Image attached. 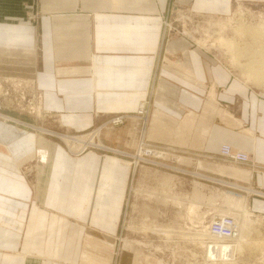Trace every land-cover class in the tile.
Returning <instances> with one entry per match:
<instances>
[{
	"label": "crops",
	"instance_id": "0c3cea01",
	"mask_svg": "<svg viewBox=\"0 0 264 264\" xmlns=\"http://www.w3.org/2000/svg\"><path fill=\"white\" fill-rule=\"evenodd\" d=\"M239 2L264 0H0V55H30L17 61L36 80L44 108L76 132L125 114L120 143L136 147V115L147 97L169 122L198 114L204 148L190 154L217 161L223 143L250 153L252 164L240 166L251 183L231 178L257 191L249 206L264 214V93L188 35L170 37L168 29L175 15H228ZM3 155L0 264H79L87 232H112L132 164L92 151L76 157L58 147L45 193L36 200L32 185Z\"/></svg>",
	"mask_w": 264,
	"mask_h": 264
},
{
	"label": "rangeland",
	"instance_id": "374dc122",
	"mask_svg": "<svg viewBox=\"0 0 264 264\" xmlns=\"http://www.w3.org/2000/svg\"><path fill=\"white\" fill-rule=\"evenodd\" d=\"M238 4V7H235L234 11L228 15H202V17L183 14L180 17L179 14L178 16L175 15L176 23L170 29L172 33L169 36L186 33L190 39L194 40L195 47L198 46L203 49L208 55L215 57L214 61L218 64L222 63L230 68L240 80L264 93V83L260 80L253 81L250 76H246V73L244 75L242 68L236 64L237 61L233 60L232 55H235L236 52L234 54L230 49L219 48L221 34L205 36L207 34L204 31L205 23L209 24L219 19L226 22L230 19L232 22L233 19L232 25H237L235 21L238 23L239 21L240 23L247 21L246 24L260 22L259 24L264 25V3L249 2L247 5H241L239 2ZM186 19L189 20L184 24L183 21ZM203 33L204 36H202ZM226 33L228 36L236 37L235 40H237L240 47H244L246 42L247 46L245 44L243 49L253 45L249 44L250 37L246 38L244 36L247 40L243 37L240 39L239 35L232 29H228ZM209 41L215 44L211 46ZM254 45L253 48L256 47ZM240 47L236 50L238 52L236 55H240V53L242 55L253 54L252 48L249 47L250 49L248 48L249 50L245 51ZM239 50L244 52H239ZM27 57H30V55H0V152L5 154L3 155L5 159H9L15 165L14 173L19 174L23 181L25 180L30 186L32 185L33 198L37 200L45 193L49 170L58 147L66 148L76 157H81L90 151L100 156L114 155L122 157L120 161H128L127 164H132L134 169L127 188L124 208L123 211L121 210V217L119 216L117 220H114L112 232L103 237L102 231L94 228L95 232L100 233L98 235L97 233L87 232L84 248L85 243H92V249L90 250L92 254L108 256L111 258V262L113 259L112 264H264V258L261 256V254L264 255V247H256L255 242L251 241L260 239L264 242V214L254 213L249 206V196L252 190L257 191L251 187L238 184L231 178L248 183L249 179L243 172L247 168L225 161L223 158L216 161L190 154L196 151L193 149L204 148H194L191 145V138L194 137L195 133L201 135L198 125L196 131L188 138L187 134L182 132V123L187 116L172 123L167 121L165 116L156 113V109L152 111L153 108L149 106L146 114L136 115L139 119L138 124L141 127V134L137 146L135 145L136 147H131L129 144L125 145L124 141L120 143V124L112 122L115 117L125 114L100 118L92 130L84 133L76 132L63 125L58 113L50 112L44 108L43 94L38 90L36 80L32 74H28L29 70L27 68L24 70V63L17 61L27 60ZM11 59H16V61L12 62ZM238 60L240 63L247 61L245 57H240ZM24 73L26 74L24 75ZM28 87L29 90H27ZM38 106H41V113L37 112ZM156 119H160V123L165 125L164 127H168L170 134L168 140H171L169 143L171 142L174 146L171 143V146H168L167 141L166 147H168V150L173 148L170 152L174 155H165L163 150L160 151L165 143H157L154 138L149 136L150 132L154 131L155 126L156 129L159 128L155 124ZM197 121L199 123V119ZM123 124L121 123V125ZM82 134L88 137L94 136L96 142L103 144L106 148H96L94 145H89L78 150L73 149L75 145L73 138ZM61 135H69L72 138L67 143ZM140 146H142L141 151ZM43 148L48 151L45 155L41 152ZM139 153L142 154L141 157L138 156ZM205 159L209 161L208 165L201 163ZM156 172L174 175L171 185L164 187L159 182ZM19 176L15 177L19 178ZM197 183L207 197L200 199L201 201L195 200L192 196ZM238 190L241 193H236ZM214 192L221 193L222 197H219L218 200L210 199L211 202L208 200V196ZM161 194H165L163 196H166L167 203L163 201L164 198ZM178 197L181 199L184 197L182 202L176 203ZM229 200L235 202L237 200V203L246 205L244 206L247 209L246 211L250 210L253 213L252 216L249 217L245 213L231 210L230 206L228 207ZM189 205H194L198 209L191 210ZM194 211L196 212L194 213ZM179 212H182L184 217L179 215ZM227 216L234 221V228H237L236 235L231 237L212 235L211 237L206 233L210 230V225L215 218ZM205 228L207 229L203 230ZM245 236L248 239H244ZM215 237L217 238L215 244L219 245L221 252L232 248L231 244H233V247L237 245L239 250L233 256L219 260L214 259L213 262L209 258L210 254L205 252H207L206 250L211 242L214 241L211 238ZM246 240H249V242ZM124 241L131 243L128 247L123 246ZM233 257L234 261L232 260ZM208 258L209 260H207ZM222 260H226V263ZM83 263L81 257L79 264Z\"/></svg>",
	"mask_w": 264,
	"mask_h": 264
},
{
	"label": "bare ground",
	"instance_id": "6f19581e",
	"mask_svg": "<svg viewBox=\"0 0 264 264\" xmlns=\"http://www.w3.org/2000/svg\"><path fill=\"white\" fill-rule=\"evenodd\" d=\"M241 17V16H240ZM244 17V16H243ZM242 19V18H241ZM231 20V19H230ZM228 20L227 22L224 21V20H221L219 19L218 21H213L209 24H206L205 23V28H204V31L207 32V34H205V36H208V35H214V34H218L220 35L221 34V40H220V47L219 48H227V49H230L231 51L236 52V54H238V52L236 51L240 46H239V43L237 42V40H235L236 37L234 36H228V34L226 33V31L229 29V30H234V32L239 35L240 39L243 38H248L250 37V42L249 44H255L254 46H256L255 48H253V45L252 47L248 46V48H252V51H253V54L252 55H242V53H240V55H232L233 56V60L237 61L236 64L238 66H240L243 70V73L245 75L246 73V76L247 77H251L253 79V81H262V83H264V25L262 24H259V23H255V24H246V22L244 21V23H239L235 21V23L237 25H232V22H233V19H232V22ZM240 20V18H239ZM264 21V20H263ZM242 22H243V19H242ZM202 26V25H201ZM234 26V27H233ZM202 29V28H201ZM203 31V30H202ZM200 32V30H199ZM232 32V31H231ZM226 33V34H225ZM186 34V33H185ZM187 35V34H186ZM247 35V36H246ZM202 36H204V33L202 34ZM245 36V37H244ZM245 38V39H246ZM202 39V38H201ZM211 39V38H209ZM193 40V39H192ZM213 40V38H212ZM210 40V41H212ZM247 40V39H246ZM194 41V40H193ZM209 41V42H210ZM242 41V40H241ZM196 42V41H195ZM215 42V41H214ZM243 43V42H241ZM212 44H215L213 42H210L209 45L212 46ZM245 44L246 42L244 43V47H245ZM247 46V44H246ZM242 47V46H241ZM240 49H243L244 47H242ZM248 48L246 49H243V50H249ZM228 50V51H230ZM241 50V51H243ZM239 50V52H241ZM244 52V51H243ZM246 53V52H245ZM250 54V53H249ZM240 57H245L246 58V62H243V63H240V61L238 60ZM241 60V59H240ZM235 63V62H234ZM240 70V69H239ZM1 89V87H0ZM37 112L41 113V106H38L37 107ZM41 115V114H40ZM196 119V120H195ZM197 119H199V115L196 114V113H188L185 121L182 123L183 124V129H182V132L184 134H187L188 138H190L189 136H192L193 132L196 131V128H197V125H198V121ZM160 119H156L155 120V124H157V126H159V128H155L154 127V131L153 132H150L149 136L154 138L156 140V142L158 143H165L161 149L163 150V152L165 153V155L169 156V155H174V154H171L172 152V149L170 148L168 150V147H166V142L168 141V146H171V144L169 143V141L171 140H168L169 139V130H168V127H164L165 125H163L162 123H160ZM163 122V121H162ZM165 123V122H164ZM163 126V127H162ZM162 128V129H161ZM38 130V129H37ZM43 130V129H42ZM45 130V129H44ZM40 131V129H39ZM61 137L64 139V141H67V143L71 140L72 137H70L69 135H61ZM95 137L94 136H85V135H80V136H76L74 137L72 140L74 141L75 145L73 146V149H80V148H83V147H86V146H92L94 145L96 148H106V146H104L103 144L101 143H97L96 142V139H94ZM191 145L194 147V148H197V147H201L204 146V141H203V138L202 136L199 134V133H195L194 137L191 138ZM203 141V142H202ZM203 143V145H202ZM141 144H143V142H141ZM224 144V143H223ZM229 144V143H228ZM155 145V144H154ZM173 145V144H172ZM231 145V144H230ZM69 146V145H68ZM160 146V145H159ZM174 146V145H173ZM232 146V145H231ZM141 147L140 146V151H141ZM151 147V146H150ZM70 148V147H69ZM152 148V147H151ZM158 148V147H156ZM234 149H237L239 150V148L237 147H234ZM71 149V148H70ZM158 149V150H159ZM75 150V151H76ZM241 150V149H240ZM171 151V152H170ZM42 154H46L48 153V151L43 148L42 149ZM72 152V151H71ZM175 152V151H174ZM143 153V151H142ZM162 153V152H160ZM141 153L138 154V156L141 157ZM144 155H149V154H144ZM162 157V156H161ZM44 158V157H43ZM139 158V157H138ZM221 158H223L221 156ZM46 160V159H45ZM225 160V159H224ZM123 163H125L126 165H129L127 163H129L128 161H123ZM203 165H208L209 161H207V159H205L204 161L201 162ZM232 163V162H230ZM236 164V163H234ZM239 165V164H237ZM231 171V170H230ZM158 172H156V175L158 176V180L161 184H163L164 187H169L173 181V176L172 174H169V173H161V174H157ZM156 177V176H155ZM170 190V189H169ZM159 192V191H158ZM157 193V192H156ZM167 194V193H166ZM162 195V194H161ZM165 195V194H163ZM162 195V196H163ZM183 195V194H182ZM181 195V196H182ZM192 196L195 198V200H200L202 198H205L206 197V194H204V192L201 190V186L198 185V183L196 184V187L194 188V193L192 194ZM168 197V196H167ZM219 197H222V194L221 193H212L211 195L208 196V200L211 201L210 199H216L218 200ZM163 201L167 203V198L166 196H163ZM187 198V196H186ZM185 198V199H186ZM192 198V197H191ZM192 198V199H194ZM207 198V197H206ZM184 199V197L182 198ZM182 199L180 197H178L176 199V203L177 202H182ZM205 200V199H203ZM194 201V200H193ZM201 201V200H200ZM198 202V201H197ZM212 202V201H211ZM208 203V202H207ZM230 206L231 210H234V212H239V213H245L246 216H252L253 213L249 211H246V205H243V203H237V200L236 202L233 201V200H229L228 202V207ZM189 207L191 208V210L193 209H198V207L194 206V205H189ZM229 208V209H230ZM190 210V209H189ZM228 210V209H227ZM196 211H194L195 213ZM190 213V212H189ZM193 213V212H192ZM179 215H182L184 217V214L182 212H179L178 213ZM190 215V214H189ZM239 217V216H238ZM181 218V217H180ZM248 218V217H247ZM174 222V221H173ZM207 228L203 229V230H206ZM235 229V235L237 234V228H234ZM239 229H240V226H239ZM241 231V230H240ZM206 233H208L211 237L212 235H214L211 230L209 231H206ZM241 233V232H240ZM243 235V234H241ZM209 236V237H210ZM246 237V236H245ZM210 239V238H209ZM242 239V238H241ZM244 239H248L247 237L244 238ZM211 240H214L213 242H211V245L209 246V248L206 250L207 252H205L206 254L209 253V258L210 260H212L214 262V259H223V258H227V257H230V256H233V254L239 250V248L237 247V245H235V247H233V244H231L230 246H232V248H229L227 250H225L224 252H221L220 251V248H219V245H216L215 243H217V238H211ZM247 241V240H246ZM253 242H255V245L256 247H264V242H262V240L260 241V239H256V240H251ZM264 241V240H263ZM244 242V241H243ZM249 242V240L247 241ZM131 242L129 241H124L123 243V246H129ZM137 243V242H136ZM240 243V242H239ZM246 243V242H245ZM262 243V244H261ZM85 250H84V253H83V257H82V262H84L83 264H112L113 263V259H112V262H111V258L108 257V256H99V255H95V254H92V252L90 251L92 249V243L91 244H87L85 243ZM203 244V243H202ZM205 244V242H204ZM203 244V245H204ZM109 244H107L108 246ZM114 245V244H113ZM202 245V247H203ZM243 245V243H242ZM90 246V248H89ZM106 246V245H105ZM110 246V245H109ZM115 246V245H114ZM141 246V245H140ZM253 246H254V243H253ZM111 247V246H110ZM130 247H133V246H130ZM135 247V246H134ZM94 248V247H93ZM96 248V247H95ZM112 248V247H111ZM238 248V249H237ZM110 249V248H109ZM236 249V250H235ZM111 250V249H110ZM127 250V249H126ZM134 250H137V249H134ZM205 250V249H204ZM103 251V250H102ZM139 251V250H138ZM260 251V250H259ZM108 252V251H107ZM130 252V251H129ZM133 252V251H132ZM137 252V251H135ZM140 252V251H139ZM142 252V251H141ZM100 253V252H99ZM123 253V252H122ZM128 253V252H127ZM143 253V252H142ZM144 254V253H143ZM139 255V254H138ZM141 255V254H140ZM148 255V254H146ZM205 255V254H204ZM236 255V254H235ZM142 256V255H141ZM150 256V255H149ZM152 256V255H151ZM206 256V255H205ZM204 256V257H205ZM261 256L264 258V255L261 254ZM135 257H136V254H135ZM138 257V256H137ZM261 257V258H262ZM122 258V257H121ZM129 258V257H128ZM152 258V257H151ZM209 258L207 260H209ZM260 258V259H261ZM130 259V258H129ZM136 259V258H135ZM234 259V257L232 258V260ZM259 259V260H260ZM137 260V259H136ZM153 260V259H152ZM206 260V259H205ZM123 261V260H122ZM128 261V260H127ZM132 261V260H131ZM138 261V260H137ZM224 261V260H222ZM226 261V260H225ZM224 261V262H225ZM234 261V260H233ZM116 262V261H115ZM130 262V261H129ZM139 262V261H138ZM149 262V261H147ZM223 262V263H224ZM123 263V262H122ZM144 263V262H143ZM219 263V262H218ZM226 263V262H225ZM116 264V263H115ZM128 264V263H127ZM138 264V263H137ZM152 264V263H151ZM217 264V263H216Z\"/></svg>",
	"mask_w": 264,
	"mask_h": 264
},
{
	"label": "built area",
	"instance_id": "2783aa9c",
	"mask_svg": "<svg viewBox=\"0 0 264 264\" xmlns=\"http://www.w3.org/2000/svg\"><path fill=\"white\" fill-rule=\"evenodd\" d=\"M172 28L173 27H168L169 30ZM27 90H29V87L27 88ZM151 101L152 99L150 97H147L146 99L141 101V104L143 103L144 106H141V104L139 106L138 113L140 115L146 114V112H148V107L150 106ZM125 118H126V115H119L115 117L112 120V122L114 124H121L124 122ZM220 155L223 157V159H225V161H228V162L236 163L239 165H251L252 164V156L250 153L244 150L234 149L233 146H231L228 143H224L221 145ZM237 192L241 193L239 190L236 191V193ZM210 230L215 236L231 237L235 235L234 221L229 216L215 218L210 225Z\"/></svg>",
	"mask_w": 264,
	"mask_h": 264
}]
</instances>
